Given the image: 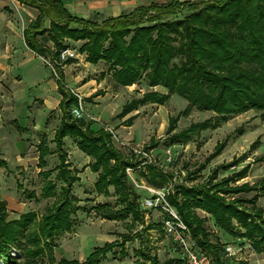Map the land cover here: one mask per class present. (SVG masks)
<instances>
[{
	"label": "trees",
	"instance_id": "16d2710c",
	"mask_svg": "<svg viewBox=\"0 0 264 264\" xmlns=\"http://www.w3.org/2000/svg\"><path fill=\"white\" fill-rule=\"evenodd\" d=\"M16 1L38 11L34 24L23 31L24 42L36 56L44 59L49 55L58 78L57 92L61 97L57 106L61 118L52 140L58 160L55 179L61 187L57 192L48 180L50 171L39 173L46 180L42 195L58 198V201L42 216L39 222L42 236H36V242L47 240L46 246L51 247L50 241L55 234L71 233L73 230L71 216L75 213V198L72 188L79 179L68 168L64 152L66 138L74 140L78 151L92 161L88 167L97 174L94 186L97 194L107 195L108 188L112 187L118 204L122 206L116 212L105 205L97 206V214L102 219L125 221L129 218L132 224L142 226L145 222L143 213L147 212L140 211L141 202L134 188L128 184L129 179L124 171L139 167L140 162H127L113 147L110 133L103 129L93 131L87 123L73 119L70 114L71 108L77 104V98L62 83L59 55L69 49L65 41L83 42L78 52L85 55L90 65L96 66L100 62L108 64L117 86L131 87L145 81L150 89L162 87L167 91L166 95L149 92L140 99L132 100L122 107L118 118H124L146 104L163 106L168 95L184 99L188 103L185 110L168 121L166 134L172 146L188 143L195 134L217 128L215 123L208 120L174 133L179 117H187L193 110L211 112L222 121L249 111L259 112L264 119V0H209L197 3L172 0L163 5L139 7L101 24L71 17L59 0ZM179 15L181 19L177 18ZM45 20L49 21L47 29L44 27ZM36 38H41L42 44ZM47 41L53 43V53L45 48ZM71 61L69 59L64 64ZM133 118L135 116L128 120ZM41 139L36 151L38 166L43 169L51 151L43 136ZM258 142L251 145L250 150ZM225 147V142L216 144L207 161L217 158ZM243 158L245 155L216 167L202 185L189 188L175 186L166 195L167 203L188 229L191 241L201 253L210 256L211 264H226L224 249L212 243L204 228V220L195 211L210 216L224 234L232 237L238 235L248 241L255 253L264 252V210L256 207L258 194H264V177L254 185H236L247 177L249 166H246L217 180L219 171H228ZM255 162H264V155ZM144 166L150 175L147 182L153 188L163 189L166 178L156 173L150 164ZM0 167H4L3 162H0ZM203 168L200 166L198 171ZM253 192L255 195L250 200L239 197ZM227 196L237 198L227 200ZM165 218L162 216L157 223L163 231L162 221ZM34 219L35 214L29 213L8 222L6 205L0 202V256L4 260H11V248H20V240L27 237L26 229ZM118 238L95 248L83 263L62 259L57 264H100L99 259L105 258L114 248L121 249L123 253L125 245L135 239V234L128 232ZM175 250L177 252L178 249ZM139 255L149 260L146 264H160L155 257L149 259L142 251ZM163 264H179V256Z\"/></svg>",
	"mask_w": 264,
	"mask_h": 264
},
{
	"label": "rangeland",
	"instance_id": "374dc122",
	"mask_svg": "<svg viewBox=\"0 0 264 264\" xmlns=\"http://www.w3.org/2000/svg\"><path fill=\"white\" fill-rule=\"evenodd\" d=\"M180 17L181 15L177 16ZM23 27L22 22L21 29ZM82 45L83 42H69V49L78 52ZM36 62L42 68L41 78L31 82L34 79L31 77L32 72L27 73L28 77L21 81L22 72L12 71L10 88L4 89V97L0 93V162L4 163V167H0V202L6 205L8 222L29 213L35 214V219L26 229L27 237L20 240L22 249L11 248V260H4L0 256V264H57L62 259L83 263L95 248L117 241L119 235H126L128 232L135 234V239L125 245L123 253L121 249L114 248L105 258L99 259L100 264L149 263V260L139 255L140 251L149 259L155 257L160 264L178 259L173 242L157 225L162 219L161 212H144L145 222L142 226L132 224L129 218L125 221H106L97 214V206L105 205L113 212L119 211L122 206L118 204L112 187L108 188L107 195L97 194L94 188L97 174L92 173L88 167L92 161L78 151L75 141L70 138L64 140V152L69 171L79 179L72 188L75 198V213L71 216L73 230L71 233L55 234L50 241L51 247L46 246L47 240L40 239L36 242V236H42L39 229L42 216L58 201V198H46L42 195L41 190L46 180L39 173L50 171L48 180L53 183L57 192L61 187L60 182L55 179L58 160L52 142L61 118L57 109L60 99L56 89L58 78L49 57L37 58ZM65 64L60 67L62 83L66 88L71 87L69 90L78 93L83 99L82 121L93 131L103 129L110 133L113 147L127 162H140L139 168H129L135 169L132 176L136 181L152 187L147 182L150 175L145 166L141 165L144 158H147L156 173L166 178L163 187L168 193L175 186L189 188L206 183L216 167L226 165L242 155H245V158L236 166L225 172L219 171L217 180L228 177L246 166H249L247 177L236 185H254L264 177V162H255L258 157L264 155V119L260 117L259 112L249 111L222 121L211 112L193 110L187 117H179L174 133H179L191 124L208 120L215 123L217 128L195 134L188 143L172 146L169 135L166 134L168 121L178 117L185 110L188 103L184 99L177 95H168V100L163 106L146 104L139 106L124 118H118L122 107L132 100L140 99L143 94L149 92L166 95L167 91L162 87L150 89L145 81L131 87L117 86L111 77V67L104 62L95 67H73L68 71L64 68ZM91 79L95 80L97 85H87L85 90L81 88ZM134 116L133 120H128ZM41 136L51 151L43 169L38 166L36 151L42 140ZM257 140L258 145L250 150V146ZM221 142L226 143L225 149L217 158L208 162L207 159L216 144ZM153 144H156L155 147L149 148ZM168 149L171 152L170 159L165 154ZM200 166L204 168L198 171ZM128 184L133 187L130 180ZM134 190L141 202L146 194L142 190ZM254 195L253 192L239 197L250 200ZM235 198L237 196L226 197L227 200ZM139 207L143 212L142 206ZM256 207L264 210V194H258ZM195 213L204 220V228L212 243L217 244L219 248L231 244L240 250L232 261L227 260L226 264H264V252L255 253L248 241L238 235L232 237L224 234L204 212ZM234 225L236 226L235 223ZM236 229L242 232L238 227Z\"/></svg>",
	"mask_w": 264,
	"mask_h": 264
},
{
	"label": "crops",
	"instance_id": "0c3cea01",
	"mask_svg": "<svg viewBox=\"0 0 264 264\" xmlns=\"http://www.w3.org/2000/svg\"><path fill=\"white\" fill-rule=\"evenodd\" d=\"M59 1L63 4L64 9L71 17L83 21H90L97 24H101L106 20L118 18L119 16L124 14H129L139 7H148L154 4L163 5L172 0H59ZM174 1H177L178 3H197V2L209 1V0H174ZM37 16H38L37 10L26 7L20 4L19 2H17L16 0H0V93L2 94V97H4L5 94L4 89L10 88L11 86L12 71L16 73L22 72V77L20 76L21 81L25 80V78L28 77L26 76L27 73L29 74L32 72L33 75L31 77L34 79L31 82L36 81L37 78H41L42 68L41 65L37 64L36 62L37 58L40 57L36 56L35 53L28 50V48L25 45L24 37H23V31L25 29H28L34 24V21ZM22 22L24 23V27L21 29ZM44 27L46 29L49 27L48 20L44 21ZM71 27L74 28L76 26L72 25ZM36 40L38 43L42 44L41 38H36ZM65 43L69 46V41H65ZM44 46L50 53L54 52V45L52 42L47 41V43H45ZM74 51L78 53L79 57L65 64L64 68L66 69V71H68L70 68L73 67L86 68L87 66L90 67L94 66V65H90L86 61V57L84 55L77 52V50ZM46 57H49V55ZM63 73L65 74V71H63ZM13 81H15V79ZM91 84L95 85L96 81L91 79L88 82L84 83V85L81 88L85 90V86ZM69 88L71 87H68V89ZM93 96L95 97L97 95H93Z\"/></svg>",
	"mask_w": 264,
	"mask_h": 264
},
{
	"label": "built area",
	"instance_id": "2783aa9c",
	"mask_svg": "<svg viewBox=\"0 0 264 264\" xmlns=\"http://www.w3.org/2000/svg\"><path fill=\"white\" fill-rule=\"evenodd\" d=\"M79 57L78 53H76L72 49H65L60 52L59 62L64 63L67 60H75ZM70 92L77 98L76 106L72 107L70 110V114L73 119L82 120L84 116V108L82 101L83 99L80 97L78 93L73 92L70 89ZM168 149L165 151L166 156L170 159L171 152ZM147 157V156H145ZM145 164H150L147 158L143 159ZM139 168V167H137ZM136 169V168H135ZM134 170L126 169V174L131 184L135 189L142 190L146 196L141 201V206L145 211H159L162 213V216L165 218L163 223V229L165 235L171 239L175 249L177 250L179 256V264H211V258L208 255L201 253L194 243L191 241L188 233V229L184 224L180 221V218L167 203L166 195L168 194L165 188L156 189L150 187L146 184L140 183L136 181L132 174ZM174 249V250H175ZM224 255L223 258L225 260H231L236 256L240 250L233 245H226L223 247ZM176 251V250H175Z\"/></svg>",
	"mask_w": 264,
	"mask_h": 264
}]
</instances>
